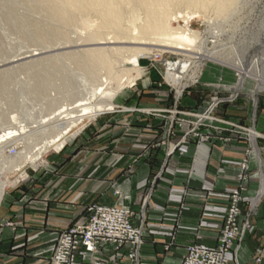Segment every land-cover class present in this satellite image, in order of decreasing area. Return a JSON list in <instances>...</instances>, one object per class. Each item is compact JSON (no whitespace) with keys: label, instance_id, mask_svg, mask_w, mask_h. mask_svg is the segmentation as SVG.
Instances as JSON below:
<instances>
[{"label":"crops","instance_id":"crops-1","mask_svg":"<svg viewBox=\"0 0 264 264\" xmlns=\"http://www.w3.org/2000/svg\"><path fill=\"white\" fill-rule=\"evenodd\" d=\"M146 93L132 100L134 110L94 125L54 173L0 201V264H48L59 234L84 224L94 206L131 212L143 243L133 259L131 245L102 243L75 264H181L190 247L217 246L243 160L249 180L239 220L248 228L236 263L262 252L264 264V148L248 153L246 139L217 122L200 127L202 140L186 141V116L174 115L169 95ZM179 106L186 112V99ZM148 107L163 114L140 112ZM240 112L231 100L216 109L222 121L251 126ZM226 258L235 264L232 253Z\"/></svg>","mask_w":264,"mask_h":264},{"label":"rangeland","instance_id":"rangeland-1","mask_svg":"<svg viewBox=\"0 0 264 264\" xmlns=\"http://www.w3.org/2000/svg\"><path fill=\"white\" fill-rule=\"evenodd\" d=\"M46 1L0 0V185L6 184L0 201L14 192L30 189L39 179L54 173L71 148L87 138L94 125L105 117H120L126 111L134 110L132 100L141 98L146 92L169 95L168 99L176 105L174 115L186 116V141L190 136L196 141L202 140L204 135L199 132L200 127L217 122L243 136L249 144L248 153L255 154L254 145L261 153L260 148H264V0H233L223 15L207 10L191 15L186 22L182 19L171 22V27L179 26L185 33L196 36L195 39L191 42L164 41L169 46L163 42L140 46L151 50L140 60L144 74L117 92L110 111L85 118L73 127L70 126L72 120L87 112V108L94 107L95 103L106 101L109 92V86L97 83L101 79L94 84L88 82L85 68L80 62V65L76 63L79 59L76 53L83 49L129 46L126 42H109L112 35H107L108 31L103 29L107 40L97 45L74 43L77 37L98 30L100 21L91 13H75L76 17L71 11L67 14L70 18L66 15L63 19L60 14L51 13V10L58 12L56 8L59 9L61 4L57 7L56 3L60 0ZM134 14H124V30L129 31L141 22L135 21ZM137 16L141 19L142 12L138 11ZM170 46L184 48L180 52L187 53L190 58L198 54L196 47L203 50L196 56L200 59L194 63V68L182 71L188 76L182 82L184 85H174L168 78V64L183 60ZM187 62L190 66L193 64L192 59ZM125 67L130 69L131 65ZM193 70L196 80L191 82L188 79ZM258 83L263 89H258ZM185 99L186 112L179 106ZM225 100L237 103L243 121L252 125L220 120L216 109ZM140 110L148 115L163 114V109L148 107ZM66 128L69 131L60 139V132ZM54 137H57V144L63 142L59 150H55V145H48ZM39 152H42L41 162L34 166L31 161ZM263 157L262 153L260 158ZM16 165L19 168H15ZM247 172L248 162L243 160L236 184L238 195L249 180ZM263 185L264 179L260 182V186ZM229 206L230 199L226 216ZM229 253L233 254V251ZM257 255H261V264L262 252Z\"/></svg>","mask_w":264,"mask_h":264},{"label":"bare ground","instance_id":"bare-ground-1","mask_svg":"<svg viewBox=\"0 0 264 264\" xmlns=\"http://www.w3.org/2000/svg\"><path fill=\"white\" fill-rule=\"evenodd\" d=\"M55 1L57 2L58 0ZM232 2L233 0H60L58 2L59 4L56 3L57 7L60 4L61 7L59 9L56 8V11L58 10V12H52L51 10V13L60 14L63 16V19L67 14L70 13V11L71 14L74 13V16H76V14H84L88 12L93 14L101 23L99 24L100 26L98 25L100 28V30L98 28L99 31L96 29L95 32L90 34L88 33L86 36L77 37V40H73L74 43L89 42L91 45H97V43L107 40V38H105L106 35L102 33L103 30H107V35H112L110 40H108L109 42L112 40L115 43L126 42V44L129 46L125 47L123 44L124 47L96 48L85 51H83V49L78 53L75 52L79 59H76L77 57L74 54L72 55L74 56V59H76V63L80 62L83 66L82 68H85L84 70L87 72L86 78L89 83L94 84L96 83V80L101 79L97 81V83L102 86L107 85V88L109 86L110 90L108 89L109 92H107L104 99H107L106 101H102L99 104L95 103L94 107L87 108V112L82 113L81 115L77 116L75 120H72L70 122V126H75L78 122L85 118H94L96 115H98V113L110 111L112 108L111 101L117 92L120 91V89H122L124 86L132 85L135 79L144 74V70L140 68V60L145 54L150 53L151 50L140 46L150 45V43H164V41H171L173 39L186 42H191V39H195L196 36L191 33H187V31L185 33V31H183L179 26L176 28L171 27V22L177 23L178 19H182L184 22H186V20L189 19L191 15L207 10H214L213 12H216V14L220 16L224 14L227 6ZM53 5L56 7L55 4ZM138 11H141L143 14L141 19L140 17L137 18ZM127 12L133 14L136 12V14L133 15V18L135 21H138V23L141 21L129 31L124 30L122 27L123 17ZM60 15H58V17ZM71 16L72 18L74 17L73 15ZM66 18L70 17L67 15ZM101 29L103 30L101 31ZM167 43L165 42L163 45H167ZM170 47L175 50V55L182 57L183 60L180 59L175 63L168 64V78L171 79V82H173L172 84L174 85H180V83L184 85L182 82L185 81L188 76L182 74V71L184 72L190 70L191 67L194 68V63L200 59L196 56L202 54L203 50L200 48V46L196 47L198 54L195 57L191 56L192 58H190L187 53L180 52L184 50V48H175L173 46ZM158 52L160 54L163 53L160 50H158ZM72 59L73 57L71 60ZM188 59H192L193 64H191V66L187 62ZM80 63L78 65H80ZM126 64L131 65V68H126ZM194 73L195 71L193 70L191 76L188 79L191 82L196 80L195 76L193 75ZM257 86L258 89H263L261 83H258ZM178 94H180V92ZM58 117L62 118L60 116ZM54 118L57 119V117ZM58 121H60V119H58ZM68 129L69 128H66L60 132V139L67 134ZM252 135L254 138L255 133ZM56 138L57 137H54L51 142H48V145L49 147L51 145H55V150H59L62 147L63 142L57 144V141H55ZM48 145L46 144V147ZM41 153L39 152L35 156V159L31 161L34 166L40 164ZM16 167L18 166L16 165L15 168ZM5 185V183L0 185V195H2Z\"/></svg>","mask_w":264,"mask_h":264},{"label":"built area","instance_id":"built-area-1","mask_svg":"<svg viewBox=\"0 0 264 264\" xmlns=\"http://www.w3.org/2000/svg\"><path fill=\"white\" fill-rule=\"evenodd\" d=\"M241 198L235 192L230 197L228 214L223 229L214 249L190 247L181 264H228L226 258L233 251L236 263V253L243 241L248 222H240L239 202ZM87 221L71 227L59 234L48 264H75L76 255L80 252L95 253L102 243L117 245L129 244L133 248L131 259L143 243L142 224L136 226L132 222V213L115 208L94 206L89 208ZM261 255H255L250 264H259Z\"/></svg>","mask_w":264,"mask_h":264}]
</instances>
